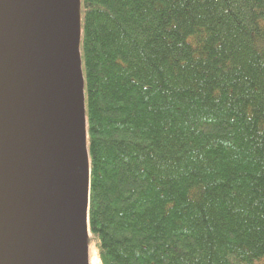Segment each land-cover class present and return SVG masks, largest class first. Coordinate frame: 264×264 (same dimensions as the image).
I'll return each mask as SVG.
<instances>
[{"label":"trees","instance_id":"obj_1","mask_svg":"<svg viewBox=\"0 0 264 264\" xmlns=\"http://www.w3.org/2000/svg\"><path fill=\"white\" fill-rule=\"evenodd\" d=\"M100 264H264V0H80Z\"/></svg>","mask_w":264,"mask_h":264},{"label":"water","instance_id":"obj_2","mask_svg":"<svg viewBox=\"0 0 264 264\" xmlns=\"http://www.w3.org/2000/svg\"><path fill=\"white\" fill-rule=\"evenodd\" d=\"M77 0H0V264H86Z\"/></svg>","mask_w":264,"mask_h":264},{"label":"rangeland","instance_id":"obj_3","mask_svg":"<svg viewBox=\"0 0 264 264\" xmlns=\"http://www.w3.org/2000/svg\"><path fill=\"white\" fill-rule=\"evenodd\" d=\"M80 9H81V2L80 0H77V13H78V33L80 35ZM78 35V36H79ZM84 161H87L86 151L83 154ZM89 237V233L87 232V236ZM84 251H85V258H86V264H100L99 258H98V252L97 248L94 245V243L90 241L84 242Z\"/></svg>","mask_w":264,"mask_h":264}]
</instances>
